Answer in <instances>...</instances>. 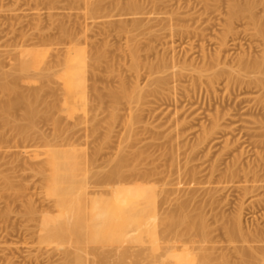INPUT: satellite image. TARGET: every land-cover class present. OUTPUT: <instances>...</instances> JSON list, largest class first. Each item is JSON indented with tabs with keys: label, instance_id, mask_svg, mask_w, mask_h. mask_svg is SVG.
I'll use <instances>...</instances> for the list:
<instances>
[{
	"label": "rangeland",
	"instance_id": "obj_1",
	"mask_svg": "<svg viewBox=\"0 0 264 264\" xmlns=\"http://www.w3.org/2000/svg\"><path fill=\"white\" fill-rule=\"evenodd\" d=\"M98 1L0 0V68L12 71L20 54L45 58L44 63L53 64L58 79L53 75V81L48 79L51 72L45 70L39 77L42 81L38 78L29 84L23 83L27 81L23 78L20 85L25 88L30 85L29 89L45 84L46 99L59 101L58 108L53 110L55 115L51 114L63 120L64 127L58 133L53 120L42 119L37 122V130L45 139L36 132L28 140H21L0 122V264H70L62 253L68 247L83 246L85 240L80 244L60 243L62 238L53 231L52 224L63 212L48 193L49 182L39 173L47 150L70 147L87 155L91 160L88 168L100 171L101 175L117 164L121 151L129 158L135 151L146 152L138 162L139 167L152 170L150 185L157 186L161 193L168 191L173 197L174 206L165 207L174 209L178 204L175 200L189 202L193 213L200 207L210 225L213 243L208 245L221 247L218 252L227 249L229 253H219H228L232 260L240 261L239 249L245 243L241 244L242 240L230 243L226 226L239 220L246 237L264 226V187H261L264 186V88L254 81L256 77L262 78V73L249 71L253 77L249 80L246 70L248 73L241 79L243 75L238 73L246 71L240 72L237 67L242 59L261 60L264 37L253 20H249V14L231 20L233 0ZM243 2L238 3L256 4L254 13L259 19L263 17L264 25V0ZM226 26L233 29L230 35ZM226 33L229 46L218 49L221 36ZM70 46L85 49L88 56L95 50L102 55L99 67H94L91 58L86 63H70L80 69L76 82L75 75L59 63ZM135 46L143 63L162 55L170 63L174 60L171 69L160 73L170 80L162 92H150L149 72L144 66L140 71L133 70ZM219 50L223 52L217 53ZM209 65L219 69L213 68L220 72L219 77L218 72L212 73L217 76L213 78L215 81ZM180 69L181 75L176 73ZM228 69H236L238 73L231 74ZM225 73L240 78L236 80L233 76L230 80ZM65 81H73L76 87L73 102L59 90ZM123 82L129 89L136 85L143 88L145 101L139 105L125 99L113 104L110 90H119ZM3 100L0 89V101ZM14 114L21 117L23 112L18 109ZM216 117H220L216 132L201 139L206 129L215 127ZM170 148L174 155L165 153ZM232 169L236 171L231 177ZM5 178L10 179V185L4 184ZM254 179L262 180L256 183ZM89 182L92 185L89 188L105 192L110 186L115 187L102 183L95 187L93 179ZM236 243L240 246L238 250ZM254 243L251 244H259ZM100 245L92 243L91 247ZM106 246L112 247L109 243Z\"/></svg>",
	"mask_w": 264,
	"mask_h": 264
},
{
	"label": "bare ground",
	"instance_id": "obj_2",
	"mask_svg": "<svg viewBox=\"0 0 264 264\" xmlns=\"http://www.w3.org/2000/svg\"><path fill=\"white\" fill-rule=\"evenodd\" d=\"M236 1L233 0L230 5V10L232 11V16L230 12V17L232 19H230L233 20L235 17L240 18L241 15H244L245 13L249 14L251 18L249 20H253V24H256V28L259 31L258 33H260V35L264 37V25L261 21V18L263 19V17L259 19L254 13V6L256 4L254 2L245 3L244 0L243 3L245 4L241 6L240 3H238L240 0L238 2ZM98 2L95 3L97 4ZM131 6L134 7V5L132 4ZM95 9L97 8L95 7ZM231 22L232 21L229 22V25L232 27ZM227 26L225 29H228L226 32H229L228 34L230 35V31L233 32V29L230 30V26V29L227 28ZM227 37V33L225 34V36H221L222 39L220 38L221 42H219L220 47L217 46L218 49H223L224 47L226 49V46H229V39H227ZM151 48H153V46ZM220 51L223 52L222 50H219L217 51V53H221ZM86 52L87 51H85V49H81L77 46H70L63 60L59 61V63L65 65V67L68 68V71L70 73L75 75L74 82L77 81L80 69L73 67L70 64L72 61L76 63L83 61L86 63L91 58L92 62H94V67L96 65L98 66V63L100 64L101 59L99 60V58L100 56L102 58L101 52L97 53L95 50V53L93 55L90 54L91 56H88V52ZM219 56L221 55H217V57ZM44 59L45 58L40 59L34 55L26 56L20 54L18 62L15 59L17 64H15L12 71L7 72L0 68V89L4 95V100L2 102L0 101V122L2 123V125H4V127H10L15 132L16 136L21 140H28L34 133L39 132L37 130V122L42 119H45V121L46 119L49 121L53 120L54 126L58 133L63 132L64 129L63 120H58L57 118H54V116H52L53 114H51L54 113L55 115V112L53 110L58 108L59 101H52L53 98H51L52 100L49 101L48 99H46L45 93H47L48 91L45 92L46 88L45 90L43 89L45 86V84H43L44 82L42 83L44 85L43 87H33L32 85V88L29 87V89L28 86L30 85H26L27 89L25 88L24 84L20 85V81L23 78L27 80L23 83L26 82L32 84L44 73L45 70L51 72V74H49L48 76V79H51L52 81L54 80L53 78L55 76L56 78L60 77L57 73L53 72V64H51L50 62L44 63ZM261 60L247 61L246 59L245 61L242 59L240 60L241 63L237 68L239 71L247 70L248 72L251 70H253L254 72L258 70V72L263 74V77H256L254 81L261 84L264 88V56L261 58ZM237 61L239 60L237 59L236 62ZM131 62L132 68L136 72L140 71V68H142L143 66L148 70V81L149 86H151V93L162 92L163 89H165L169 84L170 80L168 76L161 75L160 73H165L173 67V59L172 63H170L169 59L162 55L155 59V61L143 63L140 59L139 51L135 46L132 51ZM216 62H219L218 58ZM210 67L211 66L209 65V69ZM206 68L208 67L205 66V70H203L206 71ZM215 69L217 70L218 68ZM236 69H228V71H226H230L231 74H237L238 72ZM180 70L179 72L177 70L176 73H180L181 75L182 70L181 72ZM216 70H210L211 76H214L212 77V80L217 77L215 76L216 74L218 75L220 73ZM247 71L246 73L242 71V74L238 73V75H246L248 73ZM253 71H251V74ZM214 72L218 73L212 75V73L214 74ZM226 73V77L231 76L230 73L228 76ZM249 74L250 72L248 73V78L250 76L251 78H249V80H251L253 77L251 74ZM52 75L54 76L53 78H51ZM219 76L220 75H218V77ZM232 77H230V80H232ZM234 77L236 78L237 76ZM238 78L240 77L238 76L236 80ZM242 78H244V75L241 77V79ZM40 80L42 81V78ZM234 80L235 79H233V81ZM245 80L248 79L246 78ZM49 81L50 80H48V82ZM74 82L65 81L62 84V89L57 88V90L59 89L61 92L63 91V93L67 94L72 102L74 101L76 95V87L74 85ZM228 84L230 85V83ZM119 88V90H110L109 94L112 98V102H114L113 104H120L122 100L126 99L131 103L134 102L140 105L145 101L147 97L143 88H141L140 86L138 87L137 85L134 86L133 89H129L124 85L123 82L122 86ZM97 90L98 89L95 88V91ZM51 92H53V90ZM100 95L101 94L98 93L97 97L101 99L102 96ZM118 106L116 108H118ZM18 109L22 110L23 112L21 117H17L14 114ZM118 109H120V107ZM116 111L114 113L115 116L117 115ZM51 116L53 118H51ZM48 118H50L51 120ZM219 120L220 117H216V120H214V122H216V124H214L215 127L212 129L210 128V130L206 129V134H203L201 139H203L204 136L205 138H207L216 132H214V130L220 124ZM130 121L132 120H129V123L131 124L132 122ZM39 134L40 137L45 139L43 133L39 132ZM170 149L166 150L165 153L174 155L172 148ZM174 149L176 148L174 147ZM121 150H119V152ZM145 153L143 151H135L132 154L131 158H129L125 151H121L118 155L117 164L106 172H102L104 174L101 175L100 171H92L88 168V164L91 160L87 155L79 153L75 147L66 149L62 148L53 151L47 150L45 152L44 166L39 168V173L46 181L49 182L47 189L48 193L52 194L53 200L57 205L61 207L63 212L61 217L54 220L52 229L62 238L60 240V243L76 242L77 244H80L83 240H85L83 246L77 248L68 247L65 252L64 250H62L64 252L62 253L64 254V260L66 259L68 263L74 262L73 264H142V262H145V264H264V226L262 228L260 227V229L257 228L259 230L255 229L256 232L254 233L251 232L252 230L249 231L248 233L251 232V235L247 234L248 236L246 237V235H244L246 232L243 231V233H245H242V225L240 221L234 220L235 222L233 225L231 224L226 226V234H228L229 238L231 239H229L230 243L232 242L233 244L234 241L241 243L240 240H242L241 244H247V242H249L250 244H243V246L239 244L241 245L240 248V246H238V244L236 243L237 250L238 247L240 248V261H236L235 259V261L232 260L231 256L228 254L229 252L226 251L227 249L225 251L224 249L220 251L228 253H219L220 251L218 252L217 248L222 249L221 247H216V245H208L209 243H213L211 242L212 237L210 239V225H208V223L206 222V213L204 212V214L200 207H198V210L196 209L197 211L193 213L195 210H189V202L180 201V203L179 201L175 200V202H177L178 204L176 203L177 205H175L174 209H170L168 207H170L174 202V200H172L173 197L168 195L170 193H168V191L166 194L161 193L157 190V186L150 185L149 176L152 174V170H142L140 169L138 163L139 160L145 157ZM93 162L95 161L93 160ZM235 171V169L234 172L233 169L231 172L229 171L231 177L234 175ZM251 172L253 173V170H251ZM133 176L134 179H132ZM6 179L7 178L4 179V184L8 186L10 185V179H8L9 181ZM90 179H93V186L95 185V187L97 185H100L101 183L102 185L113 184L115 185V187L110 186V190H108V192L101 191V189L97 190L96 188H89V184L91 183L89 182ZM255 180L256 179H254V181ZM255 182L257 183L259 181ZM90 187H92V185ZM261 187L264 186L262 185ZM244 188H246V186ZM244 188L242 187L243 190ZM252 190H254V188ZM105 194L109 195V197H104ZM174 204H172V206H174ZM165 205H167L168 207H165ZM254 242L257 244L259 243L258 246L252 245ZM92 243H98L99 245H101L91 247ZM108 243L112 245V247L106 249L105 247H107L106 244ZM260 243H262V246H259ZM146 244L149 246H147ZM233 247L236 249L234 245ZM90 255H92L93 257L91 258ZM130 258L133 259L134 262L133 260L131 261ZM144 260H147V263Z\"/></svg>",
	"mask_w": 264,
	"mask_h": 264
}]
</instances>
